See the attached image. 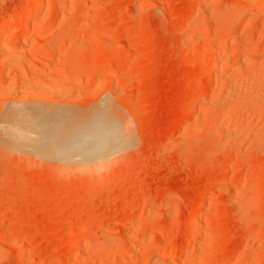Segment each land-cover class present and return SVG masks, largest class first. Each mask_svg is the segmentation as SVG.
<instances>
[{
    "label": "rangeland",
    "instance_id": "obj_1",
    "mask_svg": "<svg viewBox=\"0 0 264 264\" xmlns=\"http://www.w3.org/2000/svg\"><path fill=\"white\" fill-rule=\"evenodd\" d=\"M42 1L0 34V264H264V0Z\"/></svg>",
    "mask_w": 264,
    "mask_h": 264
},
{
    "label": "bare ground",
    "instance_id": "obj_2",
    "mask_svg": "<svg viewBox=\"0 0 264 264\" xmlns=\"http://www.w3.org/2000/svg\"><path fill=\"white\" fill-rule=\"evenodd\" d=\"M51 1V0H50ZM49 2V4H51V2ZM59 1V7L56 8L55 10V15L59 12V10L62 8L64 1L65 0H58ZM42 0H33L32 3L29 5L28 9H33L34 7H39L38 5L42 4ZM262 2V1H261ZM47 4V5H49ZM54 5V4H53ZM260 5V4H259ZM263 5V4H261ZM260 5V7H261ZM52 7V5H51ZM35 8V9H36ZM48 9L46 10V12L44 13V17L46 19L48 18H51L52 17V14L51 11L49 10L50 8V5L49 7H47ZM54 8V6L52 7ZM31 9H30V12H31ZM34 9V10H35ZM40 9V8H39ZM63 9V8H62ZM30 12L28 13H23V14H19L18 16H16L15 18L12 17V14L11 12H6V13H2L1 14V21H0V34L3 33L7 27H10L11 30H10V33H14L18 30H25L29 27H33V28H38L39 25L36 23L38 21H32V15L34 14H29ZM39 12V11H38ZM38 14V13H36ZM35 14V16H36ZM58 15V14H57ZM40 23V22H39ZM41 25V24H40ZM40 28H42L40 26ZM38 28V29H40ZM32 29V28H31ZM34 30H37V29H34ZM9 33V34H10ZM8 35V37L6 38V47H8L9 49L13 46V45H16L17 44V40L13 39L12 38V35ZM1 38V37H0ZM19 39V38H18ZM2 42V41H1ZM3 43V42H2ZM4 44V43H3ZM21 44V43H20ZM22 45V44H21ZM3 48V46H2ZM2 48H1V43H0V52L2 54ZM5 52V51H4ZM0 54V57H1V60H0V67H6V62L8 63L7 61V58L6 60L5 59H2V57H5V55L1 56ZM213 59V58H212ZM211 59V61H212ZM6 61V62H5ZM10 63V62H9ZM12 63V62H11ZM12 65V64H11ZM9 66V65H8ZM12 68V67H11ZM3 70V69H2ZM6 71V68L5 70ZM3 71V72H4ZM6 73H3V74H0V79H3L5 76ZM203 89V88H202ZM198 91V90H197ZM204 90H201V92H203ZM199 92V93H201ZM204 93V92H203ZM32 110V108H30ZM26 108L23 107L22 109L21 108H16L14 107V109H12L11 111L9 110L8 112L9 113V118L7 119V117L5 118L6 122L4 124V130L6 131V135L10 138V140H14V142H18L19 144H28V143H35V144H39L41 145V147L43 146L44 149L47 147V143H45V137H46V127H45V122L42 120V118H40L39 116H35L32 114V111ZM227 119V118H226ZM4 120V121H5ZM222 121H220V125L223 126L224 125V119H221ZM220 126V127H221ZM104 128V127H103ZM102 128V129H103ZM107 128V127H106ZM106 130V129H105ZM101 132L96 135V139H95V144L92 145V150L93 152L91 151H88L86 148L84 149L85 151H88L90 152L89 155L90 157L93 159L94 157H97V156H101L103 153L106 152V149L108 147V141H109V138H110V134L111 132H102L103 130H100ZM99 132V130H98ZM14 144V143H13ZM33 146V145H32ZM42 147V148H43ZM88 148V147H87ZM89 149V148H88ZM92 155H95L92 157ZM25 209V207L23 208ZM133 209H127L125 210V213L126 214H130L132 213ZM198 220V219H197ZM196 220V221H197ZM104 223H105V220H102ZM101 221V222H102ZM191 221V219H190ZM189 221V222H190ZM199 221V220H198ZM192 223H195L194 221ZM187 224V223H186ZM79 227V226H78ZM194 227V226H193ZM190 229V228H189ZM188 230V229H187ZM92 231V226H84V227H81V228H77L76 231H74L72 234H70V238H78L80 237L81 235H84V234H87L88 232H91ZM189 231V230H188ZM186 232V231H185ZM188 234V232H187ZM126 239V238H125ZM166 242V241H165ZM168 242V241H167ZM169 243V242H168ZM168 243H164L163 244V247L162 249H160V252H168L167 249H169V252H172V254H176V251L175 249H170L171 246L169 247ZM147 246V245H146ZM104 247L106 248V246L104 245ZM107 251L110 253V251L112 250L111 247H109V245L107 246ZM148 247V246H147ZM97 248V247H96ZM102 248H103V245H102ZM115 248V247H114ZM153 248V247H152ZM82 249V248H81ZM93 249V248H92ZM90 250V249H89ZM152 250V249H151ZM94 251V249H93ZM96 251V250H95ZM100 251V250H99ZM106 251V252H107ZM114 251V250H113ZM111 251V252H113ZM107 252V253H108ZM146 253H150L152 251H150V249L148 248L147 251H145ZM178 252V251H177ZM80 253V252H79ZM106 253V255H107ZM153 253V252H152ZM158 253V252H157ZM23 253L19 252V255H22ZM101 254V253H100ZM105 254V253H104ZM164 254V253H163ZM178 254V253H177ZM176 254V255H177ZM79 255V254H78ZM99 255V254H98ZM152 255V254H151ZM175 256V255H174ZM69 257V256H68ZM96 257V256H94ZM101 257V256H100ZM99 257V258H100ZM103 257L102 256V260H103ZM22 258V257H21ZM100 259V260H101ZM75 260V259H74ZM69 261V260H68ZM72 261V260H71ZM70 262V261H69ZM67 264V263H66Z\"/></svg>",
    "mask_w": 264,
    "mask_h": 264
}]
</instances>
